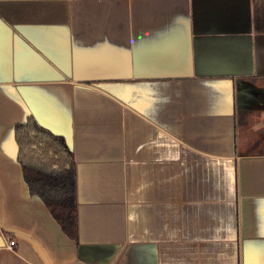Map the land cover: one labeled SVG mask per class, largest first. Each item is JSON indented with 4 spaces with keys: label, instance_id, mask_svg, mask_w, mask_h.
<instances>
[{
    "label": "crops",
    "instance_id": "crops-1",
    "mask_svg": "<svg viewBox=\"0 0 264 264\" xmlns=\"http://www.w3.org/2000/svg\"><path fill=\"white\" fill-rule=\"evenodd\" d=\"M30 116L76 240L23 178ZM0 264H264V0H0Z\"/></svg>",
    "mask_w": 264,
    "mask_h": 264
},
{
    "label": "trees",
    "instance_id": "trees-1",
    "mask_svg": "<svg viewBox=\"0 0 264 264\" xmlns=\"http://www.w3.org/2000/svg\"><path fill=\"white\" fill-rule=\"evenodd\" d=\"M18 162L33 196L39 197L63 232L78 237L76 168L65 140L34 117L15 126Z\"/></svg>",
    "mask_w": 264,
    "mask_h": 264
},
{
    "label": "built area",
    "instance_id": "built-area-1",
    "mask_svg": "<svg viewBox=\"0 0 264 264\" xmlns=\"http://www.w3.org/2000/svg\"><path fill=\"white\" fill-rule=\"evenodd\" d=\"M14 245H15V242H14V241H10V242H9V248L12 249V248L14 247Z\"/></svg>",
    "mask_w": 264,
    "mask_h": 264
}]
</instances>
